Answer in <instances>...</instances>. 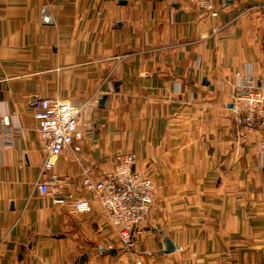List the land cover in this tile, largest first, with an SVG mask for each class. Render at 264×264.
<instances>
[{"label": "crops", "instance_id": "1", "mask_svg": "<svg viewBox=\"0 0 264 264\" xmlns=\"http://www.w3.org/2000/svg\"><path fill=\"white\" fill-rule=\"evenodd\" d=\"M215 8L0 0V264H264L261 133L230 107L238 74L264 93V0ZM47 97L82 107L54 172L89 213L38 190L48 153L33 105ZM129 154L155 186L131 251L84 186Z\"/></svg>", "mask_w": 264, "mask_h": 264}, {"label": "built area", "instance_id": "2", "mask_svg": "<svg viewBox=\"0 0 264 264\" xmlns=\"http://www.w3.org/2000/svg\"><path fill=\"white\" fill-rule=\"evenodd\" d=\"M171 3L188 2L199 7L203 12L216 16L215 0H170ZM239 83L235 86L232 108L235 122L244 132L258 131V157L264 168V93L247 76L238 74ZM33 109L39 121V134L48 153L45 164L37 181L41 194L51 195L56 205L63 206L74 215H82L92 211L89 200L64 194L70 179L54 172L56 159L70 149L78 133V120L82 107L70 101L56 98H37ZM136 162L134 155H126L119 159L115 168L95 180L87 170L84 186L92 192L102 209V217L111 225L119 228V236L123 246L131 251L136 241L135 235L140 233L142 223L151 212L155 186L153 181L133 169ZM134 264L145 263L141 256ZM223 264H236L227 259Z\"/></svg>", "mask_w": 264, "mask_h": 264}, {"label": "water", "instance_id": "3", "mask_svg": "<svg viewBox=\"0 0 264 264\" xmlns=\"http://www.w3.org/2000/svg\"><path fill=\"white\" fill-rule=\"evenodd\" d=\"M230 107L233 108L234 105L231 104ZM166 245H167V252L168 253L173 252L175 250V248L172 246L171 241H169L168 239L166 240ZM86 259H87V257L83 256L82 259H81V262L83 263Z\"/></svg>", "mask_w": 264, "mask_h": 264}]
</instances>
